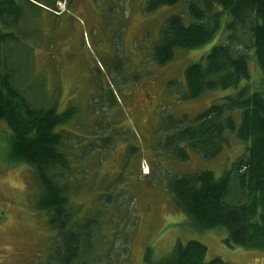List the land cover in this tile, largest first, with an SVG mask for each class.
Instances as JSON below:
<instances>
[{"label":"rangeland","instance_id":"374dc122","mask_svg":"<svg viewBox=\"0 0 264 264\" xmlns=\"http://www.w3.org/2000/svg\"><path fill=\"white\" fill-rule=\"evenodd\" d=\"M55 1L54 9L26 10L24 42L34 47V58L22 67L40 98L56 102L59 113L73 110L67 148L82 170L71 195L83 222L82 261L145 264L148 256L163 259L178 242L198 241L208 249L207 262L264 264L263 251L230 247L224 232L190 228L165 188L172 177L200 170L220 178L244 155L246 144L227 134L214 159L194 152L188 161L170 157L175 124L195 126L216 101L239 92L216 90L183 100L185 70L220 37L198 50H179L160 67L152 61L153 48L169 17L190 21L185 3L149 14L145 0ZM249 66L254 92L263 78L254 59ZM10 140L0 122V264H57L51 258L61 247L57 229L35 210L40 188L32 170L8 163Z\"/></svg>","mask_w":264,"mask_h":264},{"label":"trees","instance_id":"16d2710c","mask_svg":"<svg viewBox=\"0 0 264 264\" xmlns=\"http://www.w3.org/2000/svg\"><path fill=\"white\" fill-rule=\"evenodd\" d=\"M56 3L0 0V122L10 131L8 163L32 170L40 188L35 210L46 214L50 226L57 229L61 247L51 258L57 264H85L83 222L76 218L77 205L71 199L82 170L75 167L67 148L66 126L73 110L59 113L56 102L40 98L35 80L22 67L34 58V47L24 42L29 36L26 10L41 11V5L54 9ZM180 3L186 4L190 21L182 15L166 20L152 61L165 66L177 51L198 50L220 37L206 56L185 70L183 100H197L216 90L239 92L216 101L197 117L195 126L175 124L170 157L188 161L194 152L201 159H214L222 152L227 134L246 144V149L220 178L200 170L172 177L165 188L188 217L190 228L224 232L230 247L264 252V0L144 1L149 14ZM249 59L256 61L263 78L262 87L254 92ZM207 252L198 241L178 242L166 257L152 261L148 256L145 264H227L221 259L207 262Z\"/></svg>","mask_w":264,"mask_h":264},{"label":"bare ground","instance_id":"6f19581e","mask_svg":"<svg viewBox=\"0 0 264 264\" xmlns=\"http://www.w3.org/2000/svg\"><path fill=\"white\" fill-rule=\"evenodd\" d=\"M145 173H147L148 174V170H146V172Z\"/></svg>","mask_w":264,"mask_h":264}]
</instances>
